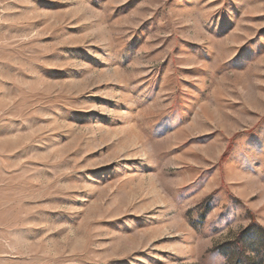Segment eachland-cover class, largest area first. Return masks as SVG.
<instances>
[{
	"label": "rangeland",
	"instance_id": "obj_1",
	"mask_svg": "<svg viewBox=\"0 0 264 264\" xmlns=\"http://www.w3.org/2000/svg\"><path fill=\"white\" fill-rule=\"evenodd\" d=\"M261 230L264 0H0V264H264Z\"/></svg>",
	"mask_w": 264,
	"mask_h": 264
},
{
	"label": "trees",
	"instance_id": "obj_2",
	"mask_svg": "<svg viewBox=\"0 0 264 264\" xmlns=\"http://www.w3.org/2000/svg\"><path fill=\"white\" fill-rule=\"evenodd\" d=\"M252 228V227H251ZM264 234V230H261ZM237 247V256H236V264H254L250 258H247L241 248H239V244H236Z\"/></svg>",
	"mask_w": 264,
	"mask_h": 264
}]
</instances>
